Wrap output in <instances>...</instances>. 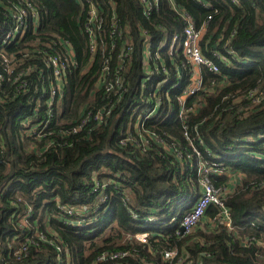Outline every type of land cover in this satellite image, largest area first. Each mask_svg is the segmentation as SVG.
Segmentation results:
<instances>
[{"label":"trees","instance_id":"16d2710c","mask_svg":"<svg viewBox=\"0 0 264 264\" xmlns=\"http://www.w3.org/2000/svg\"><path fill=\"white\" fill-rule=\"evenodd\" d=\"M19 1L0 0V19L2 4ZM94 1L102 16L96 53L89 52L77 0H32L39 29L8 48L25 53L56 37L72 46L76 66L44 138L27 136L19 123L31 116L25 94L0 104V264H93L102 252L116 250L129 256L107 264H162L159 251L171 247L194 264H264L263 248L256 257L258 247L245 248L223 230L198 227L179 235L205 176L198 175L200 163L224 169L209 175L215 187L241 175L224 200L232 228L264 242V100L239 113L249 91L264 90V0H199L208 9L196 0H173L196 27L212 16L200 47L219 69L201 68L203 91L184 97L192 70L180 48L163 49L150 74L143 67L145 43L168 44L183 34L170 1L157 0L147 16L140 0ZM125 39L133 51L120 56ZM17 59L33 64L30 55ZM97 111L104 113L98 123ZM87 113L92 117L84 122ZM149 217L154 221L147 223ZM143 229L145 244L133 238ZM26 241L33 242L27 255L11 256L7 245L17 249Z\"/></svg>","mask_w":264,"mask_h":264},{"label":"built area","instance_id":"2783aa9c","mask_svg":"<svg viewBox=\"0 0 264 264\" xmlns=\"http://www.w3.org/2000/svg\"><path fill=\"white\" fill-rule=\"evenodd\" d=\"M81 7V14L85 13V19L82 28L87 35L89 41V52L94 54L97 51L98 35L101 27L102 16L98 4L94 0H77ZM143 6V15H149V12L158 8L157 0H140ZM171 10H173L184 23L183 34L181 37L174 36L172 41L157 44L153 47L150 43H145L143 48V67L147 74L151 73V63L159 59V54L163 49L169 52L173 49L180 48L183 57L187 60L189 68L192 70L191 83L185 90L184 96H193L199 91H203V83L201 77V68L205 67L212 74H218V67L208 59H205L201 52L200 43L204 37L209 21L212 16L209 15L199 27L195 26L194 20L183 8L175 4L173 0H169ZM201 8L208 9L210 4L207 2L201 3L196 0ZM232 3H238V0H231ZM32 0H20L16 4L4 6L2 4L1 19H0V104L5 101L14 100L19 94L27 96L28 104L31 108V116L19 123L24 127L27 136L42 139L46 136L45 132L54 114V107L61 104L64 97V90L67 81V76L72 67L76 66L74 51L72 46L56 37L48 40H42L34 44L35 50L24 52H10L8 48L11 45L19 44L28 34L35 35L39 29V13L32 4ZM111 11H114V4L109 3ZM113 21V20H112ZM114 33V32H113ZM120 36V34H117ZM178 41L180 44L175 43ZM113 46V45H112ZM133 48L131 43L125 39L119 48V55L126 56L132 53ZM113 52V50H111ZM170 52V54H171ZM231 54V52H230ZM18 55H30L33 59V64L21 66V60L18 61ZM39 62V64L36 63ZM160 66H162L160 64ZM120 79L115 80L116 85H120ZM264 100V90H251L243 98L242 101L247 102L245 107H240L239 113L251 112ZM200 106V105H198ZM197 108V106H195ZM43 110V114L39 116V111ZM193 110H195L193 108ZM104 113L97 111L93 115V119L98 123L102 121ZM92 117L87 113L84 122ZM36 120L34 124L32 121ZM74 132L78 130L75 127ZM47 134H50L49 132ZM50 143L41 148L38 154L43 153L48 149ZM36 145H31L30 149H35ZM205 175L199 182V195L195 199L191 210L186 213L180 221L179 235L184 237L200 227L207 233H217L221 230L231 233L235 236L237 243L245 248L258 247L256 257H261L258 254L259 248L264 249V242L256 240L253 237H240L233 230L230 210L225 205V188L215 187L209 179L210 174L225 173L224 169L213 170L204 169L199 163L198 175ZM241 177V175H239ZM212 208L211 214L209 209ZM30 211V210H28ZM65 214H70L71 209L62 207ZM132 218L136 219L137 215L132 214ZM153 217H149L147 223L153 222ZM36 236L44 243L52 244L51 240H47L41 233H36ZM138 243H148L149 233L146 229L137 232L133 236ZM17 249H13L11 244H8V250L11 256L19 259L21 256L27 255V248L32 241L18 242ZM55 248L61 251L60 245L55 244ZM160 252V261L162 264H194L186 253H179L176 247L167 248ZM129 256L127 250L104 251L98 255L93 264L115 263L116 261ZM144 264H151L145 262Z\"/></svg>","mask_w":264,"mask_h":264},{"label":"rangeland","instance_id":"374dc122","mask_svg":"<svg viewBox=\"0 0 264 264\" xmlns=\"http://www.w3.org/2000/svg\"><path fill=\"white\" fill-rule=\"evenodd\" d=\"M241 177L239 175L231 176L229 175V182L227 184V188H225L226 193H230L231 190L240 182ZM182 208L181 203H177L176 205V212H178ZM154 221V218H152Z\"/></svg>","mask_w":264,"mask_h":264}]
</instances>
